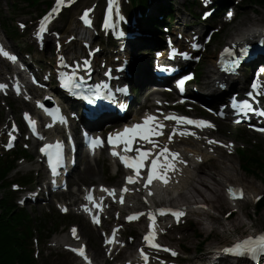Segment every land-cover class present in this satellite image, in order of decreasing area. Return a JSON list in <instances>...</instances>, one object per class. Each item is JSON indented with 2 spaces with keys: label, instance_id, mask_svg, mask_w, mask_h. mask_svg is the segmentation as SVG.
<instances>
[{
  "label": "rangeland",
  "instance_id": "obj_1",
  "mask_svg": "<svg viewBox=\"0 0 264 264\" xmlns=\"http://www.w3.org/2000/svg\"><path fill=\"white\" fill-rule=\"evenodd\" d=\"M190 0H166L167 3H173V5L178 8L179 12L181 14H185V11L189 10L190 7L188 5V2ZM90 4L91 0H86L84 4ZM1 8L2 13L5 15V18L13 19L17 18V21H26L29 20L30 17L35 16L37 9H29L25 6H21L20 9H18L15 13V11L10 7L9 0H1ZM180 14V15H181ZM264 21V8H260L257 5L254 4V2H251L249 0H246L244 4L239 9V14L236 20L231 23L225 25L224 28V36H223V43L231 41L233 37H236L240 34L241 29L246 25H251L252 23H259ZM232 36V37H231ZM26 38H23L22 40H25ZM29 41V38H27ZM15 43V42H14ZM215 46L217 44H214ZM138 51V50H137ZM141 52V51H140ZM145 62V59L143 60ZM208 65H213V62L210 59V56L206 58V60L203 61L202 67L204 69L202 77L207 76V68ZM213 68V67H212ZM205 74V75H204ZM212 72L209 73V77L207 81H210V76ZM201 77V76H200ZM226 136L228 138H234L237 141V145H246L250 146V143L252 141H255L254 138L248 136L241 139V132L240 129L235 130L230 127L226 128ZM248 143V144H247ZM224 156L219 157L216 159L215 162L208 163L206 167H208L207 172L212 173L215 177L220 178V175H218L217 168L219 166L222 167H228V168H235L234 170H230L231 173L238 174L242 176L241 181L233 180L231 183L238 184L237 182L245 185L247 188H253L252 185H255V189L258 190V192H264V182L259 180L257 177L253 175H249L246 173L242 167L240 166V159L238 154L230 155L228 153H223ZM91 164L94 168H96L95 175L93 178H89L88 176L82 175L79 176V174H83L85 172V167L87 166V163L83 160L80 163V167L78 168V176L74 177L72 180V184H80L81 182L90 185V184H97V183H106V184H119L121 179L113 180L112 178V170L108 166V163L106 159L103 157L100 158L99 161L92 162ZM215 164L216 166L213 167L212 165ZM110 170V173L108 172ZM209 168H214L209 169ZM210 170V171H209ZM235 181V182H234ZM183 184V183H181ZM200 187H204L203 185H200ZM214 186L219 190V192L226 197L225 190L223 191V188L220 184L215 183ZM205 189V187H204ZM188 191V189H186ZM209 191H206V194L204 196H201L197 194L195 190L193 192H189L188 196L192 197V199H196V201H202L203 198L208 199H216V197L209 196ZM169 198V197H168ZM252 197L248 201L242 202V205L244 206V210L238 211L234 214H232L230 217L226 218V213L230 211L232 208L231 205L220 203L219 208H215V210H212L214 214L215 220L212 222L213 224H207V222L204 221V216L202 214L193 215L191 220V229L184 228L182 230V234L184 237L181 238L180 234H176L174 241H168L170 244L178 246L180 243H185L191 252V256L195 258H207V254H216L215 251L219 249L222 245L229 243L235 236V234L244 235L250 233L251 230L259 231L261 228H263L264 224V211L263 212H256L255 206L252 203ZM181 196H177V202H183L181 200ZM54 206H51V210H53ZM200 210H204L205 208H198ZM45 208H43L41 205L39 208H36L35 210H31L33 215H43L45 214ZM46 215V214H45ZM55 221V220H54ZM70 221L77 222L82 224V221L79 217L71 216ZM53 222V220H52ZM62 223V228H64L65 224L69 222L67 219H63L59 221ZM226 225V226H225ZM92 231V230H91ZM63 234H66V229L62 230ZM95 236L96 234L92 232ZM198 233H201L204 235V237H208L207 244L205 245V252L202 253V255H198L196 252L197 245L200 242V238H198ZM84 234L87 236L86 232ZM187 235V236H186ZM98 244L100 245L101 237L98 236ZM50 251H48L49 253ZM41 264H77L73 259L68 256L65 252H62L61 250L53 251L49 254L46 258H40Z\"/></svg>",
  "mask_w": 264,
  "mask_h": 264
},
{
  "label": "snow or ice",
  "instance_id": "obj_2",
  "mask_svg": "<svg viewBox=\"0 0 264 264\" xmlns=\"http://www.w3.org/2000/svg\"><path fill=\"white\" fill-rule=\"evenodd\" d=\"M66 0H56L57 8H54L53 11H56L60 5L64 4ZM115 3V0H109V12L112 11V5ZM90 9H86L83 13L82 19L86 24H91V21L87 19L88 13ZM51 13H49V16ZM231 13L228 14V18L231 19ZM48 16L44 18L45 21H47ZM23 27V25H21ZM46 30L45 24L42 22L40 27V32H43ZM38 35L40 33H37ZM225 52H230L229 49H225ZM241 55H244L247 53V48H242L240 50ZM0 55H3L8 60L15 61L17 57L8 51H5L3 46H0ZM236 63V62H234ZM261 71H264V69H261ZM191 77L186 76L183 79H181L178 84L180 87V90L183 91L185 81L190 79ZM67 86V82L65 84ZM78 86V85H77ZM7 85L0 84V89L6 88ZM97 88L100 87V85L96 86ZM104 87H107L105 85ZM264 88V85L261 86ZM252 88L256 89L257 85L255 83L252 84ZM18 89V86H17ZM248 95H252V93H248ZM261 95H264V91L261 92ZM43 107V105H40ZM241 111L248 110V111H255L252 106L249 104L247 100H244L240 102ZM233 107H236L235 104H233ZM47 111V110H46ZM219 115H223V113H218ZM50 115H53L55 118V113H50ZM260 115L264 116V111L260 112ZM25 118L29 120V124L33 127V131H35V121H32L28 114H25ZM164 120H171L175 121L176 126L173 127L169 132L165 133L164 129L167 127L165 124H163L160 120V118L153 116V115H145L142 118L141 122L135 123L133 125L126 126L122 132H118L115 135V139L110 135L108 137V143L113 145H123V151L125 154H121L119 152H116L113 150L112 154L114 156H119L120 160L123 162V164L134 170V175H129L126 177L128 184H135L138 180H142L143 177L141 176V170L146 168V179L143 180L144 187H148V185L152 184L154 180H158L162 182L163 184H168L169 180L171 179L170 173L174 172L176 170V163H186L182 158H180V154L178 152L172 151L167 144H159L157 140L153 139V137H161L166 136L167 141L171 142L176 135L180 136H187V135H193L195 136V132H191L190 130H186L181 125H194L196 127L203 128L205 126L207 127H215V125L211 124L209 121L206 120H197V119H191L189 117L179 116L175 114H169L163 117ZM61 122H63L64 118L60 117ZM258 131L264 132V127H261L257 129ZM138 140H142L145 143L149 144L150 148H141L136 147L133 148L134 142H137ZM93 145H96L100 143L98 139L93 140ZM209 144L212 143H222L220 141L208 140ZM11 147V144L8 145ZM227 147V145H225ZM62 149L63 145L60 141L55 142L54 144H45L40 150L41 152H44L48 157V163L51 167V171L53 176L57 175V167L62 161ZM158 149V150H157ZM128 151H134L136 153L135 156H129L126 153ZM199 158V157H198ZM146 161L148 162L146 164ZM102 191L107 192L109 195H112L115 198V190H109L107 188H104L102 186ZM127 185L121 190L120 194V202L124 201V192L129 191ZM238 190L229 189V192L235 197L237 195ZM241 196L243 195L242 191L239 193ZM149 195H151V192H149ZM89 200H93V196L89 195L86 197ZM102 199V198H101ZM259 199V197H258ZM99 207L100 205H96ZM85 210L88 211L89 209L85 207ZM159 214L165 215L167 213H171L173 216L179 220V218L184 215L182 211L176 210L173 211L172 209H165V208H159L157 209ZM139 215H142V213H136L134 215H130L127 217L129 221H132L136 218H138ZM149 218L155 222V217L151 212L148 213ZM93 220L96 223H99V220L93 216ZM151 227V226H150ZM73 236L76 235V229H72ZM154 236L155 233L153 231H148L147 234L144 236V240L148 243L150 247L156 248L157 250H160L163 246L154 243ZM114 240V237H113ZM113 240L107 241L108 243H112ZM165 251L172 252V255H176V253L171 250L164 248ZM73 251L78 252L80 256L84 257L85 260H88L87 255L85 254L84 248H77L73 249ZM226 252L235 254L237 256L241 257H250L252 259L256 258H264V234H260L257 236H249L246 239H243L237 243H235L233 246L228 247L225 249ZM140 255L143 258L145 264H148L149 256L147 253L144 252L143 249L140 250ZM89 264L91 262L89 261Z\"/></svg>",
  "mask_w": 264,
  "mask_h": 264
},
{
  "label": "bare ground",
  "instance_id": "obj_3",
  "mask_svg": "<svg viewBox=\"0 0 264 264\" xmlns=\"http://www.w3.org/2000/svg\"><path fill=\"white\" fill-rule=\"evenodd\" d=\"M255 5H257L258 7L260 8H264V5H259L258 3H254ZM253 24H257V23H252L251 25ZM246 26H249V25H246ZM244 26V27H246ZM264 26V25H263ZM262 26V27H263ZM243 27V28H244ZM255 29H259L258 28H255ZM255 30L253 29L252 31H249V29H246L245 31L242 32V37L239 38L238 40L236 39H233L232 42H243L242 40L246 39V38H249L251 37L253 34H254ZM232 37V36H231ZM78 43L77 41L73 42L72 44H70L68 46V48H72V47H76V48H79V46H77ZM215 63V61H213ZM214 66V65H212ZM133 70L135 72V77L133 80H138V82L140 84L143 85V87L141 88V93L144 92V91H150L152 90V86L153 85H150L151 81H148V82H142V77L141 76V70H140V67L136 64H133ZM210 72H214V70L212 69L211 65H208V68H207V77H209V73ZM212 76V75H211ZM216 80V78H214V81ZM204 81V80H203ZM152 93V91H151ZM188 146H190L189 148L186 146V144H177V147L182 150L184 152V155L190 159L191 161V166L193 168H190L188 169V171H190V176L187 177V183H188V191H180L179 193V197L181 196L182 200L185 201L184 204L186 205H193L194 203H198L196 202V199H192V197L188 196L189 192H193V190H195L197 192V194L201 195V196H204L206 194V191L208 190L209 192V196L211 197H216V199H206V198H203V202L205 203H208L210 205H212L213 207L215 208H219L220 206V203H223V204H233V202H230L228 199L225 198V196H223L219 190L214 186L215 183H218L220 184L222 187H226L227 185L225 184V182L227 181H233V180H237V181H241L242 180V176L238 175V174H232L230 170H234L235 171V168L231 167V168H228V167H222V166H219L217 168V172H218V175H220V178H217L215 177L212 173L210 172H207V169L208 167H206L207 163L206 161L209 160L211 157H214L213 154H210V149L207 148L206 146H202V144L198 143L197 141L195 140H183ZM186 146V147H184ZM199 157V158H198ZM99 160V159H97ZM213 167H215L216 165L213 164L212 165ZM211 169H214V168H209ZM96 168H94L91 164H89L86 169H85V172L83 174H79V176H82V175H85V176H88L89 178H93V176L95 175V172H96ZM210 171V170H209ZM78 176V177H79ZM235 182V181H234ZM239 183V182H237ZM200 185H203L205 187L202 188L199 186ZM242 186V185H241ZM253 188H250V191L247 190V193L250 195H254V197H256L257 195H259V193H257V189H255V185H252ZM154 196L159 200V202H163L165 201L164 200V197H165V194H166V191L164 190L163 187L161 186H156L154 189ZM76 193V192H75ZM77 194V193H76ZM169 195V194H168ZM176 197H172L171 200H175ZM220 202V203H219ZM235 206H238L237 205H233V207ZM241 210H244V206L241 204ZM204 215H206V218H204L208 224H213L212 222L215 220V218L208 212H205ZM141 222H138L137 224L140 225ZM226 226V225H225ZM87 234V237H89V242H90V245H91V250H93V253L97 256H102L103 254V250H102V247H99L98 244H93L92 242V233H88L86 232ZM63 238H68L67 236H63ZM56 241V240H54ZM60 242L61 245H63V241L62 240H59V242L57 241V243L59 244ZM210 257L213 255L212 253L209 254Z\"/></svg>",
  "mask_w": 264,
  "mask_h": 264
},
{
  "label": "trees",
  "instance_id": "obj_4",
  "mask_svg": "<svg viewBox=\"0 0 264 264\" xmlns=\"http://www.w3.org/2000/svg\"><path fill=\"white\" fill-rule=\"evenodd\" d=\"M251 1L264 5V0ZM161 10H169V7L164 6ZM152 20L159 23L157 17H152ZM240 158L242 168L246 173L253 174L264 180L262 177V174H264V163L259 161L255 153L242 154ZM0 168L2 167L0 166ZM0 209V264H32L31 253L24 243L25 234L31 233L32 224L30 223L33 221L31 216L26 211H17L15 204H12L7 197L0 198ZM262 211H264V200L256 209V212ZM39 220V223L42 224V219ZM26 222L28 225L24 227ZM23 227L24 229H22ZM205 243L206 238H203L201 244L205 245Z\"/></svg>",
  "mask_w": 264,
  "mask_h": 264
}]
</instances>
